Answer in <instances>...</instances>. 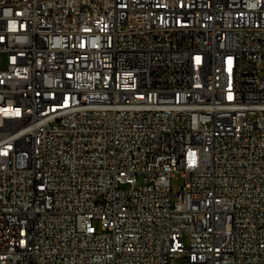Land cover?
Masks as SVG:
<instances>
[{
  "label": "built area",
  "instance_id": "obj_1",
  "mask_svg": "<svg viewBox=\"0 0 264 264\" xmlns=\"http://www.w3.org/2000/svg\"><path fill=\"white\" fill-rule=\"evenodd\" d=\"M173 260L264 264V0H0V264Z\"/></svg>",
  "mask_w": 264,
  "mask_h": 264
},
{
  "label": "rangeland",
  "instance_id": "obj_2",
  "mask_svg": "<svg viewBox=\"0 0 264 264\" xmlns=\"http://www.w3.org/2000/svg\"><path fill=\"white\" fill-rule=\"evenodd\" d=\"M185 178L182 176L180 172L175 173V175L172 177L171 180V187H172V196L173 200L177 201L176 194L182 190V187L184 186ZM127 187L129 185H126ZM190 236L189 234L184 235V242L186 245H189ZM172 264H185V261L183 260H173Z\"/></svg>",
  "mask_w": 264,
  "mask_h": 264
}]
</instances>
